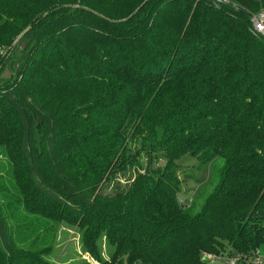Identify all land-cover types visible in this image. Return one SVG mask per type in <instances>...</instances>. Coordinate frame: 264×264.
Here are the masks:
<instances>
[{
  "label": "trees",
  "instance_id": "1",
  "mask_svg": "<svg viewBox=\"0 0 264 264\" xmlns=\"http://www.w3.org/2000/svg\"><path fill=\"white\" fill-rule=\"evenodd\" d=\"M229 1L0 0V264H49L20 209L77 224L100 264L264 250V0ZM185 154L222 160L200 205L178 201Z\"/></svg>",
  "mask_w": 264,
  "mask_h": 264
},
{
  "label": "rangeland",
  "instance_id": "2",
  "mask_svg": "<svg viewBox=\"0 0 264 264\" xmlns=\"http://www.w3.org/2000/svg\"><path fill=\"white\" fill-rule=\"evenodd\" d=\"M4 75H7V73ZM141 161L144 163V159ZM176 163L181 184V195H179L178 201L182 202L187 199L200 205L203 198L212 190L216 183L214 175L222 160L216 159L203 164L196 157L185 154L178 158ZM7 165L6 157L0 154V184H3V190L13 196L14 194L9 191L11 190V185L7 181ZM135 170L136 168H133L117 175L105 187V192H111L118 184L125 185L128 183ZM9 210L11 212L14 211L12 208ZM56 221H51L42 216H33L26 213L23 209H20V213L17 214L15 219L17 225L18 223L19 225H25L24 229H26V235H29L28 239H34L41 233L44 234L46 243L51 246L50 252L44 256L49 264H100L95 257L85 251L81 232L77 224H70L65 220ZM100 247L102 257H107V246L104 241L100 243Z\"/></svg>",
  "mask_w": 264,
  "mask_h": 264
},
{
  "label": "built area",
  "instance_id": "3",
  "mask_svg": "<svg viewBox=\"0 0 264 264\" xmlns=\"http://www.w3.org/2000/svg\"><path fill=\"white\" fill-rule=\"evenodd\" d=\"M212 4H230L229 0H208ZM232 4V3H231ZM234 4H232L233 6ZM235 7V5L233 6ZM251 24L254 30L264 35V10L251 14ZM202 260L207 264H264V250L240 252H203Z\"/></svg>",
  "mask_w": 264,
  "mask_h": 264
}]
</instances>
